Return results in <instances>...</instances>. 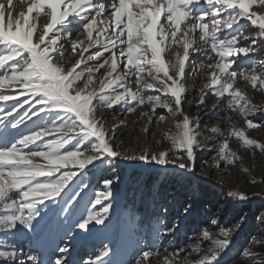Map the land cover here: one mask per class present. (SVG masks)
Listing matches in <instances>:
<instances>
[{
  "label": "snow or ice",
  "instance_id": "1",
  "mask_svg": "<svg viewBox=\"0 0 264 264\" xmlns=\"http://www.w3.org/2000/svg\"><path fill=\"white\" fill-rule=\"evenodd\" d=\"M254 6L264 9V0H110L107 6L102 0H30L27 10L17 14L13 0L0 2V102L16 101L10 107H0V233L14 237L23 235L22 229H26L39 248L38 241L53 223L62 226L65 236H71L73 229L88 232L90 225H105L113 208L115 181L103 180V190L94 193L90 207L85 208L86 215L79 218L75 209L88 185L81 179L75 188L70 187L96 162L111 164L122 158L193 171L197 150L207 147L204 141L208 137L200 130V118L183 111L187 88L182 81L191 52L202 46L209 49L204 54L206 59L213 61L214 54L215 60L208 64L202 61L198 66L211 70L200 89L199 104H205L210 91L220 103L227 99L228 109L238 113L248 129L260 127L249 117L264 108L234 85L239 76L252 89L264 92V60L244 68L233 67L250 53L264 55V11H254ZM41 16L46 20L42 31L38 28ZM249 27L252 31L244 35ZM74 32H83L86 40L72 44V54L78 53L79 59L67 68L60 62L64 58L63 41ZM241 39L249 43L242 45ZM93 48L97 50L85 57L84 53ZM105 53L110 55L104 58ZM167 54L172 59H166ZM85 59L95 63L81 68ZM102 69L105 71L98 76ZM130 78H134L135 88L129 84ZM148 90L155 94H148ZM144 105L150 106L153 114L162 108L182 119L176 121L175 132L164 136L168 148L156 152L145 148L138 155L129 154L121 150L122 142L114 143L115 132L124 122L108 129L101 109L122 106L132 114ZM141 116L152 119L146 112ZM33 117L41 122L36 123ZM165 119L159 116L160 121ZM28 121L34 126L28 128ZM21 125L28 130L21 131ZM209 131L213 138L218 137L215 167L240 159L230 148L231 138L245 149L264 153V143L249 138L245 128L230 125L227 135L219 126ZM228 195L248 199L239 191ZM41 205L48 212L42 213ZM257 219L264 223V216ZM210 223L217 225L218 221L212 219ZM161 226L169 234L176 228ZM231 234L232 229L221 228L222 238L213 239L205 228L202 238L210 241V246L199 255L201 246L194 245L188 255L194 252L199 258L192 264H219L231 243ZM262 243L264 239L250 238V244ZM51 251L69 253V246ZM111 251L103 243L94 258L84 264H113ZM158 254L144 251L143 260ZM242 254L246 258L254 255L249 248ZM179 255V251L165 255L162 264H178ZM16 258L14 241H0V264H15ZM26 259L31 264H69L63 256L42 259L36 252H30ZM183 264H189L187 256Z\"/></svg>",
  "mask_w": 264,
  "mask_h": 264
},
{
  "label": "rangeland",
  "instance_id": "2",
  "mask_svg": "<svg viewBox=\"0 0 264 264\" xmlns=\"http://www.w3.org/2000/svg\"><path fill=\"white\" fill-rule=\"evenodd\" d=\"M6 2V0H0ZM30 0H13L15 12L26 11ZM108 0L105 5L109 4ZM206 7V5H199ZM254 11H264L258 7L253 8ZM35 15V14H33ZM46 20L43 16L38 20V28L42 31ZM242 23H248L242 21ZM252 31L249 27L244 35H248ZM196 43L199 45V34L197 33ZM78 40H86V34L83 32H74L70 39L63 41L62 49L64 58L63 63L67 68H71L79 54H72V44ZM249 43L241 39V44ZM260 41L257 40V45ZM96 48L90 49L84 53L87 57ZM209 49L207 46L200 47L197 51L191 52V56L186 66L185 80L182 81L187 88L185 93L186 100L182 102V108L190 117H199L201 123V131L208 139L204 141L206 148L197 150V159L195 169L187 171L179 169L175 165L164 166L150 165L143 161H130L117 158L111 164L107 161L104 165L96 162V166H89L81 175H78L70 187L75 188L83 179L88 187L83 190L81 197L78 198L79 203L75 209L76 217L85 214V208L90 207L89 201L93 198L94 193L103 190V180L106 178L113 179L114 196L111 201L113 208L109 214V220L105 225H90L91 231L85 232L79 229H73L71 236L64 235V229L55 223L50 225L44 235L38 241L39 248L36 247L37 242L32 238L31 233L26 229H22L23 235L17 234L14 237H6L0 233V241L11 238L17 245V258L15 264H31L26 257L30 252H36L44 259L51 256L52 259L58 257H67L69 254L60 252H52L56 247H63L67 244L73 247L75 253L69 264H84L89 258H94L95 253L107 243L112 249L110 257L113 264H135L136 260H140L141 264H162L163 258L169 253L180 252L177 257L178 264H183L184 257L187 256L189 264H192L203 255L210 246V241L202 238V232L207 228L213 239L222 238L219 236V230L224 228L219 223V216L228 205H241L242 202H248L256 207L258 204H264V153L259 149H245L241 146L236 138L230 139V148L237 152L240 157L233 164L220 162V167L216 164V139L209 131L213 126H219L225 135L229 132L230 125L236 128H245L246 135L264 143V111L256 112L249 118L254 123L261 126L248 129L245 120L238 114L231 112L225 99L222 103L218 102L209 91L205 97V104H199L200 89L207 82V74L211 71L208 68H199L203 61L205 64L213 63L205 57V52ZM110 53H105L107 58ZM166 59H172L170 54L166 55ZM264 60L261 53H250L249 57L240 59L235 68L248 67L252 63H258ZM95 62L87 61L81 64V68L85 65L91 66ZM123 66L121 65V68ZM79 71V69H78ZM105 69L101 70L102 75ZM150 80V77H146ZM134 78L129 79V84L135 88ZM235 88H240L247 93L248 98L256 105L264 108V92L252 89L250 84L238 76ZM10 91V90H5ZM207 91V90H206ZM148 94H155L148 90ZM20 99H24L20 97ZM16 101H9L7 104L0 102V107H10ZM213 104L219 106L213 109ZM28 105H25V109ZM23 109H21V112ZM146 112L152 117L151 121L147 117H142L141 113ZM101 114L106 121V127L111 129L113 125L119 126L115 132L114 143H123L122 151L129 154H139L143 149L156 152L169 147L164 140L167 133L175 132L176 121L182 119L180 116H172L167 110L157 108L155 114L150 110V106L144 105L137 109L135 113L129 114L123 111L122 106H116L114 109H101ZM0 115H3L0 113ZM15 115V114H14ZM43 116V114H41ZM165 116L164 121L159 120V116ZM230 118V119H229ZM33 121L40 123L41 121L33 117ZM33 121H28V128L33 127ZM24 125L20 126L21 131H27ZM147 129V131H145ZM15 131V130H14ZM46 139H51L48 137ZM156 141H162L156 143ZM247 169V171H245ZM119 177V179H116ZM154 177L153 181L148 180ZM255 181V182H253ZM151 182V183H150ZM231 191H239L247 195L248 199L239 200L228 195ZM51 202H46L50 204ZM107 203V201H105ZM99 208V206H97ZM42 213L48 212V209L41 205ZM185 209H188L186 212ZM51 213L49 212V216ZM264 216V209L257 216ZM64 217L62 216L61 219ZM216 219L217 225H211L210 221ZM157 221L160 223L158 224ZM247 219L239 220L240 227L237 229L235 225L229 226L232 229L231 243L229 247H234V240L240 236L241 229L247 224ZM237 224V223H236ZM254 235L258 240L264 239V223L257 219ZM161 225H176L172 233H166ZM159 228V234L157 233ZM200 244L201 253L192 252L194 245ZM229 247L222 254L219 264H264V243L250 244L247 240L243 249L238 253L229 252ZM249 248L254 253L253 256L244 257L243 250ZM167 249V252H165ZM157 251L159 254L150 257L148 261L143 260L144 251ZM43 253V254H42Z\"/></svg>",
  "mask_w": 264,
  "mask_h": 264
},
{
  "label": "trees",
  "instance_id": "3",
  "mask_svg": "<svg viewBox=\"0 0 264 264\" xmlns=\"http://www.w3.org/2000/svg\"><path fill=\"white\" fill-rule=\"evenodd\" d=\"M154 177H149L148 180L153 181ZM151 183V182H150ZM264 204H258L254 207L248 202H242L241 205H228L225 210L219 216L220 226L224 228H229L231 225H236V223L241 220V218L247 219V224L241 229V234L234 240V247H229V252L238 253L244 247V243L249 240L255 233V224L257 221V216L263 211Z\"/></svg>",
  "mask_w": 264,
  "mask_h": 264
},
{
  "label": "bare ground",
  "instance_id": "4",
  "mask_svg": "<svg viewBox=\"0 0 264 264\" xmlns=\"http://www.w3.org/2000/svg\"><path fill=\"white\" fill-rule=\"evenodd\" d=\"M72 250H74L73 249V247H69V253H67V254H69L67 257H64L65 259H67V260H71L72 259V257H73V255H74V251H72ZM64 254H66V253H64Z\"/></svg>",
  "mask_w": 264,
  "mask_h": 264
}]
</instances>
